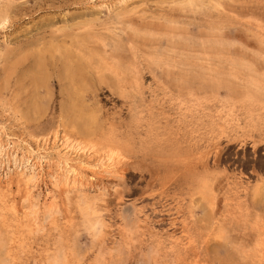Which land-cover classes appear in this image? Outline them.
Wrapping results in <instances>:
<instances>
[{"label":"rangeland","instance_id":"374dc122","mask_svg":"<svg viewBox=\"0 0 264 264\" xmlns=\"http://www.w3.org/2000/svg\"><path fill=\"white\" fill-rule=\"evenodd\" d=\"M0 136V264H264V0H0Z\"/></svg>","mask_w":264,"mask_h":264},{"label":"bare ground","instance_id":"6f19581e","mask_svg":"<svg viewBox=\"0 0 264 264\" xmlns=\"http://www.w3.org/2000/svg\"><path fill=\"white\" fill-rule=\"evenodd\" d=\"M6 133V132H5ZM1 137V136H0ZM71 141V140H70ZM12 143V142H11ZM71 143H73L74 144V142H71ZM70 142H69V140H67V141H65V142H63V143H61V145L58 147V148H56V152H57V154H58V156H59V159L61 160L60 161V163L62 162V164H63V166L65 165L66 167L68 166L69 168H73L74 170L76 169V167H75V165H74V163L72 162L73 161V158L71 157V155L74 153H78L79 152V150L81 149V148H79V144H77V145H73V144H71ZM14 145H15V143H13ZM13 144H11V145H9V142L8 143H5V141H1V139H0V151H1V153L3 152V154L5 155V157H6V154H7V156L9 155V158L10 159H12L13 158V162H15V164L17 165V163L16 162H18L19 161V163H20V161H21V164H22V169H23V167L25 168V170H27V172H28V175H29V177H30V179L32 180H36V179H38V176H39V174H41V173H39V171H37V170H39V168H41L42 166H43V154L41 155L39 152H37L35 149H33V148H25L24 150H22V151H20V153H18L19 152V150H20V148L21 149H23V147L22 146H20V148L18 147L17 148V145L16 146H14ZM19 146V145H18ZM81 147V146H80ZM47 148V147H46ZM45 149V148H44ZM83 149H85V148H83ZM11 150H12V154L10 155V152H11ZM22 152V153H21ZM47 152V151H46ZM81 152H83V151H81ZM44 153V152H43ZM48 153V152H47ZM20 154V155H19ZM4 155H0L1 157L2 156H4ZM46 156V155H45ZM80 157H81V155H79ZM78 156V157H79ZM74 157V156H73ZM46 158V157H45ZM48 159V158H47ZM8 160V159H7ZM45 160V159H44ZM76 160V159H75ZM80 160V159H79ZM12 161V160H11ZM4 162V161H3ZM8 162V161H7ZM10 162V161H9ZM12 162V163H13ZM44 162H46V164H48L47 162V160H45ZM78 162V161H77ZM79 162H82V160L81 161H79ZM83 162H85V161H83ZM18 163V164H19ZM86 163H88L87 161L85 162V163H83V164H86ZM14 164V165H15ZM81 164V163H80ZM6 165V164H5ZM11 165V164H10ZM15 165V166H16ZM85 166L86 165H82L81 164V166L80 167H83V168H85ZM105 167V166H104ZM103 167V168H104ZM108 167V166H107ZM17 168V167H16ZM19 168V167H18ZM82 168V169H83ZM106 168V167H105ZM104 168V169H105ZM42 169V168H41ZM103 169V170H104ZM14 170V169H13ZM19 170H21V169H19ZM94 170V169H93ZM97 170V169H96ZM107 170H108V168H107ZM17 172H18V170H17ZM41 172H42V170H41ZM93 172H96L95 170L93 171ZM19 173H20V171H19ZM97 173V172H96ZM98 174V173H97ZM42 175V174H41ZM96 175V174H95ZM22 176V175H21ZM27 176V175H26ZM36 177V178H35ZM39 177H41V176H39ZM20 179V178H19ZM24 179V178H23ZM29 179V178H28ZM40 179H42V178H40ZM34 180V181H35ZM59 180V179H58ZM37 181V180H36ZM25 182V181H24ZM27 182V181H26ZM25 182V183H26ZM31 182V181H30ZM29 182V183H30ZM33 182V181H32ZM40 182V181H39ZM38 182V183H39ZM64 183V182H63ZM75 183V182H74ZM76 184V183H75ZM31 185V184H30ZM39 186V185H38ZM35 187V186H34ZM27 188V187H26ZM28 189V188H27ZM33 192V190L30 192V190H29V192H27V193H32ZM34 193V192H33ZM32 193V194H33ZM32 194L31 195H28V196H32Z\"/></svg>","mask_w":264,"mask_h":264}]
</instances>
